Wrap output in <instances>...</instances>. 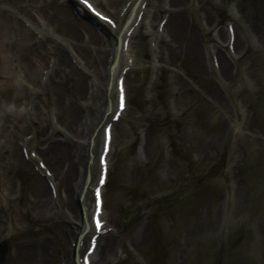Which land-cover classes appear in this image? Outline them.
Here are the masks:
<instances>
[{"label": "bare ground", "instance_id": "obj_1", "mask_svg": "<svg viewBox=\"0 0 264 264\" xmlns=\"http://www.w3.org/2000/svg\"><path fill=\"white\" fill-rule=\"evenodd\" d=\"M69 1L75 2V10L67 0H8V5H0V217L5 215L13 226H23L20 229L33 223L40 226L38 231L53 228L55 238L61 239H65L66 222L73 223L76 246L71 249V257L67 245L66 264H81L85 236L94 231L89 194L100 171L96 148L100 138L104 141L109 112L117 109V77L123 68L129 67L124 84L127 107L114 123L113 148L118 141L116 131L124 127L122 121L128 112L129 82L141 81L148 67L158 72L170 69L169 83L178 90L172 96L178 111L191 100H199V89L206 86L210 87L208 105H222L224 98L215 80L218 88L225 87L237 75L235 70L250 42L264 45V0H250L257 10L241 14L247 25L235 29V53L225 50L226 42L229 44L232 38L230 32L223 27L212 32L224 12L219 9L217 15L212 10L221 8L215 0H92L114 14L115 29L96 16H92L95 24L86 20L82 13L90 12L78 0ZM233 2L240 9L243 0ZM25 9L36 11L33 16L20 14L31 27L17 15ZM190 16L197 18L200 27L193 24ZM159 17L166 20L162 28L156 27ZM147 34L150 41L146 46L142 38ZM149 51L152 59L148 60ZM214 58L220 62L218 68ZM174 62L183 67L188 63L187 69L200 76L196 86L185 79V73L189 75L186 67L185 72H178ZM233 125L237 127V123ZM28 147L39 148L40 160L46 159L53 177L34 167L35 158H25L22 150ZM77 155L82 156L80 161L75 160ZM197 158L208 159L207 149L198 150ZM183 167L175 162L166 173V182L173 184L179 178L185 182L188 177ZM47 178L56 183V199ZM108 220L112 225L113 220ZM13 226L9 223L10 230ZM187 238L185 234L178 251L179 264H188L190 259ZM52 241L54 238L46 235L38 244L25 245L33 257L31 264H47L49 255L45 249L53 246ZM98 247L92 255L94 263ZM104 248V259H120L119 249L108 236ZM143 263L148 264L144 259Z\"/></svg>", "mask_w": 264, "mask_h": 264}, {"label": "rangeland", "instance_id": "obj_2", "mask_svg": "<svg viewBox=\"0 0 264 264\" xmlns=\"http://www.w3.org/2000/svg\"><path fill=\"white\" fill-rule=\"evenodd\" d=\"M215 1L221 8L212 10L217 15L219 9L224 12L213 34L220 27L227 31L230 22L234 28L245 27L241 14L257 10L250 0H243L241 11L233 6V0ZM0 5H8V0ZM27 13L36 11L25 9L17 15L31 27L20 15ZM190 17L199 26L197 18ZM161 20L159 17L157 24ZM141 29L146 31L143 26ZM149 36L142 38L146 46ZM262 44L250 42L235 70L237 75L225 87L218 88L213 75L215 87L224 98V103L216 107L206 101L210 92L206 86L199 89V100H191L178 111L172 97L178 90L169 83L170 69L158 72L148 67L141 81L129 82L130 102L122 121L127 130L120 127L116 131L118 149L106 190L107 217L120 230L110 234L108 240L122 251L123 258L111 262L101 258L104 240L96 264H144L137 261L128 244H134L140 259L148 264H179L178 251L185 234L190 250L188 264H264ZM146 55L152 59L150 51ZM175 63V70L185 72L188 63L184 67L179 62L172 65ZM187 70L185 79L196 86L200 76ZM110 118L111 114L107 120ZM236 123L237 127L233 125ZM101 143L102 138L97 151ZM203 148L208 151V159L198 160L197 151ZM175 162L184 165L188 177L185 182L181 178L173 184L166 182V173ZM9 223L13 226L5 215L0 217V264H31L33 257L25 245L38 244L46 235L54 238L53 246L45 249L47 264H64L68 259L66 250L74 226H70L72 235L65 233L66 238L61 239L55 238L53 228L38 231L40 226L33 223L10 230Z\"/></svg>", "mask_w": 264, "mask_h": 264}, {"label": "snow or ice", "instance_id": "obj_3", "mask_svg": "<svg viewBox=\"0 0 264 264\" xmlns=\"http://www.w3.org/2000/svg\"><path fill=\"white\" fill-rule=\"evenodd\" d=\"M85 2H87V0H85ZM96 227H101V221L99 220V218H97L96 220ZM95 245V241H93V246Z\"/></svg>", "mask_w": 264, "mask_h": 264}]
</instances>
